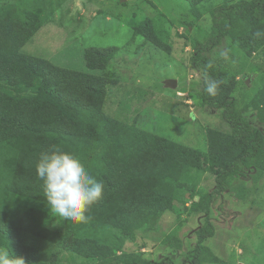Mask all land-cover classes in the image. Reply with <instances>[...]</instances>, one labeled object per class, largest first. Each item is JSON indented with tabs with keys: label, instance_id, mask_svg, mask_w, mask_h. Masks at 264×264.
Wrapping results in <instances>:
<instances>
[{
	"label": "trees",
	"instance_id": "1",
	"mask_svg": "<svg viewBox=\"0 0 264 264\" xmlns=\"http://www.w3.org/2000/svg\"><path fill=\"white\" fill-rule=\"evenodd\" d=\"M193 6L210 0H185ZM65 0H0V247L23 258L25 264H65L69 257L107 264L134 233L149 226L175 202L192 197L189 212L204 215L189 251L192 264H221L204 245L215 235L212 207L238 179L264 173L263 102L253 117L245 115L246 82L230 74L223 59L214 58L231 39L248 55L264 48L253 33L264 29V0H225L211 12L212 27L194 44L193 66L202 72L200 99L221 112L230 130L208 133L202 153L170 142L134 125L109 117L105 102L115 75L108 64L119 50L90 48L84 58L91 71L66 69L45 58L23 52ZM134 36L156 41L150 26L135 23ZM211 64V68H206ZM222 81L217 94L205 92V78ZM52 145L77 156L104 184L102 199L92 206L87 223L67 221L65 232L45 224L48 211L43 182L35 165ZM215 176L211 193L197 192V173ZM198 197L196 201L195 198ZM167 245L182 248L176 236ZM120 256L117 264H167Z\"/></svg>",
	"mask_w": 264,
	"mask_h": 264
},
{
	"label": "rangeland",
	"instance_id": "2",
	"mask_svg": "<svg viewBox=\"0 0 264 264\" xmlns=\"http://www.w3.org/2000/svg\"><path fill=\"white\" fill-rule=\"evenodd\" d=\"M224 2L210 0L193 6L185 0H65L23 52L59 67L101 75V71L86 67V50L116 47L119 52L106 69L115 75L116 84L107 96L105 113L170 142L207 153L208 133H227L230 128L220 111L202 104V72L193 66L192 58L195 42L203 41L211 31L212 10ZM145 22L156 41L169 51L143 36H134L135 23ZM213 57L223 59L227 71L246 82L245 115L253 117L263 102L264 48L248 55L227 39ZM168 81H176L177 86L168 85ZM193 174L198 178L197 192L205 194L215 189L212 173ZM184 201L175 202L171 210L136 231L107 264H117L122 255L151 262L169 259L167 264H192L188 253L196 247V231L205 217L189 212V194ZM42 218L53 230L65 232L67 221L51 210L43 211ZM211 218L215 235L204 245L221 264H264V173L250 172L235 181L212 207ZM170 236L180 239V250L167 245ZM65 264L98 263L69 257Z\"/></svg>",
	"mask_w": 264,
	"mask_h": 264
},
{
	"label": "clouds",
	"instance_id": "3",
	"mask_svg": "<svg viewBox=\"0 0 264 264\" xmlns=\"http://www.w3.org/2000/svg\"><path fill=\"white\" fill-rule=\"evenodd\" d=\"M255 39H264V29H257ZM206 68H211L208 64ZM222 81L205 78V92L217 94ZM38 179L43 182L47 205L63 221L87 223L89 210L103 196L104 184L89 173L81 160L71 152L52 145L39 154L35 165ZM0 264H25L9 247H0Z\"/></svg>",
	"mask_w": 264,
	"mask_h": 264
},
{
	"label": "water",
	"instance_id": "4",
	"mask_svg": "<svg viewBox=\"0 0 264 264\" xmlns=\"http://www.w3.org/2000/svg\"><path fill=\"white\" fill-rule=\"evenodd\" d=\"M168 85H172L173 87H176L177 82L176 81H168Z\"/></svg>",
	"mask_w": 264,
	"mask_h": 264
}]
</instances>
